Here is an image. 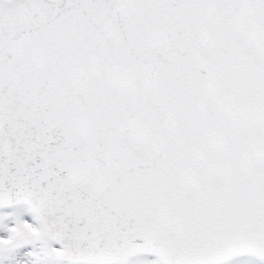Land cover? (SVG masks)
I'll return each mask as SVG.
<instances>
[{"label": "snow or ice", "instance_id": "snow-or-ice-1", "mask_svg": "<svg viewBox=\"0 0 264 264\" xmlns=\"http://www.w3.org/2000/svg\"><path fill=\"white\" fill-rule=\"evenodd\" d=\"M0 264H264V0H0Z\"/></svg>", "mask_w": 264, "mask_h": 264}]
</instances>
